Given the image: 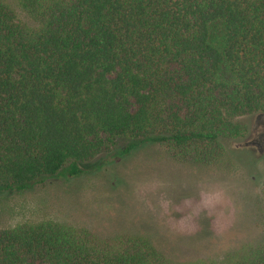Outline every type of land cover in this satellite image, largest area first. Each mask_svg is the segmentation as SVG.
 I'll list each match as a JSON object with an SVG mask.
<instances>
[{"label":"trees","instance_id":"obj_1","mask_svg":"<svg viewBox=\"0 0 264 264\" xmlns=\"http://www.w3.org/2000/svg\"><path fill=\"white\" fill-rule=\"evenodd\" d=\"M257 113L264 0H0V200L107 168L119 140L123 155L161 143L213 168ZM257 212L261 236L223 259L178 261L144 234L46 219L1 228L0 264H264Z\"/></svg>","mask_w":264,"mask_h":264},{"label":"rangeland","instance_id":"obj_2","mask_svg":"<svg viewBox=\"0 0 264 264\" xmlns=\"http://www.w3.org/2000/svg\"><path fill=\"white\" fill-rule=\"evenodd\" d=\"M244 120L250 133L233 143L235 158L210 169L178 161L161 143L140 144L123 155L129 141L119 140L111 155L102 156L105 169L72 177L63 169L24 192L3 194L0 229L53 219L107 236L144 234L178 261L223 259L261 236L264 113ZM241 151L258 164L238 162Z\"/></svg>","mask_w":264,"mask_h":264}]
</instances>
